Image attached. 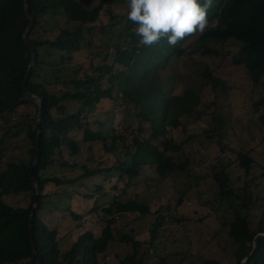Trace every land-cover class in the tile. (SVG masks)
<instances>
[{
  "label": "trees",
  "instance_id": "16d2710c",
  "mask_svg": "<svg viewBox=\"0 0 264 264\" xmlns=\"http://www.w3.org/2000/svg\"><path fill=\"white\" fill-rule=\"evenodd\" d=\"M111 1L121 0H107V7L106 0H26L33 14L27 38L36 54L27 83L30 91L42 97L40 156L34 168L39 191L31 227L39 264H99L98 254L108 248L114 237V216L127 211L143 214L149 210L144 201L137 198L119 199V193L113 194L107 204L101 205L106 217L101 221L100 230L81 231L67 249L61 250L57 228L49 227L41 212L42 208L45 210L47 201L44 189L49 182L55 185L54 191L49 193L56 200L55 205L63 204L66 206L61 208L69 209L72 197L67 193L68 187L64 186L72 185L101 171H106L105 178L110 177V173H116L128 186L139 173L141 164L147 161L154 163L160 175L172 171L175 167L181 170L185 168V162L175 163L172 155L167 153L169 150H176L179 144L166 135L165 121L167 118L170 124L178 125V116L194 110L199 103V95L190 86L180 93H174L172 87L165 85L159 78L162 69L173 55L179 54L181 48L179 44L170 48L165 41L151 47L140 45V37L134 31L136 25L127 17L128 11L114 13L110 9ZM103 13L108 16L105 22L101 21ZM209 20L218 21L219 26L215 30L198 34L199 39L238 41L239 46L234 52L230 49L226 52L230 55L232 63L243 64L255 83L264 78V0H213ZM61 21L67 24L62 25ZM27 22L24 0H0V160L10 143L9 139L18 132L15 129L25 127V134L30 141V146L25 152L28 157L13 156L0 165V264H18L25 261L35 264L29 233V216L34 195L29 169L38 140V103L26 97L22 88L30 53L23 37ZM104 30H108L114 40L113 64L119 62L121 67L113 69L106 53L92 68L78 73V66L73 75L61 76V65L73 61V52L80 49L83 42L90 44L92 36ZM207 50L210 53H218L210 47ZM58 51L61 52L57 53ZM203 75L212 86L224 83L208 70L204 71ZM104 79L111 82L109 86L101 85ZM60 82L62 86L57 87ZM54 90L58 94L54 93ZM113 91L139 106L136 113L141 115L143 120L150 121L152 134L155 137L164 135V139L160 141L161 146L152 143L148 138H141L143 126L139 125L137 133L132 137V145L126 146L124 157L113 164L90 167L83 163V171L74 177L45 175V167L55 161L52 155L56 148L65 144L71 153L80 150L77 139L68 135V132L74 126H81L80 117L85 110L83 108L89 109L94 101L102 97L111 98ZM66 98L80 102L82 108L63 111L64 105L61 101ZM20 107L21 119L12 121L9 117L18 112ZM111 135L113 141L121 136L118 133ZM106 137V126L103 122H100L98 129H92L88 125L83 127L82 140L100 139L104 148L111 151L113 144L107 146L104 142ZM251 162L252 158L246 152L239 154V163L244 167L246 174L250 172ZM214 176L222 197L235 196L241 200L239 206L230 202L233 205V213L227 222V232L236 244L234 261L230 264H264V221L260 220L252 226L247 212L252 202L248 190L252 179L244 180V193L239 194L228 183L230 180L224 171L215 172ZM115 187L116 185H113V188ZM100 190L101 186L97 185L93 191L96 194L92 191L85 194L92 199L96 197L88 209L89 212L97 211ZM18 192L29 195L26 205L14 206L2 198L4 194ZM62 199L67 201L62 202ZM70 210L73 217L81 213L72 208ZM137 243L132 239L135 247ZM119 263L137 264L134 253L124 256ZM202 264L225 263L207 258Z\"/></svg>",
  "mask_w": 264,
  "mask_h": 264
},
{
  "label": "rangeland",
  "instance_id": "374dc122",
  "mask_svg": "<svg viewBox=\"0 0 264 264\" xmlns=\"http://www.w3.org/2000/svg\"><path fill=\"white\" fill-rule=\"evenodd\" d=\"M126 1H111L110 9L114 13H125L128 11ZM107 17L103 13L101 21L105 22ZM61 24L67 23L61 21ZM113 41L108 30L96 32L90 44L83 42V46L73 52L71 63L61 65L60 75L69 77L78 66V73L90 69L106 53L113 69L121 67L119 62L113 64ZM179 46L181 51L171 57L159 78L165 85L171 86L174 93H180L190 86L199 95V103L194 110L178 116V125L170 124L167 118L165 121L166 135L179 144L176 150L167 153L172 155L175 163L185 162V168L181 170L175 167L160 175L154 163L147 161L141 164L139 173L128 186L116 173H110L111 176L105 178L106 171H101L81 179L82 182L64 186L68 187L67 193L72 197L69 209L61 208L66 206L63 204L55 205L56 200L49 195L55 185L49 182L44 189L46 213L43 208L41 212L46 224L57 228L61 250L67 249L85 229L98 232L101 221L106 217L101 205L107 204L113 194L119 193V199L137 198L144 201L149 210L143 214L127 211L114 216V237L108 248L98 254L99 264H120L119 260L130 253H134L137 264H202L207 258L232 263L236 244L228 235L227 222L232 218V204L239 206L241 200L235 196L224 198L220 195L214 176L218 171L228 175V183L239 194L244 193V180L252 179L248 188L252 202L247 210L250 224L255 226L258 221H264V78L255 83L243 64L232 63L226 52L227 49L234 52L238 48L239 43L234 39L201 41L196 34ZM208 47L216 49L218 53H210ZM206 70L224 83L212 86L203 75ZM110 83L104 79L101 85L107 87ZM61 86V82L57 84V87ZM53 92L58 94L55 90ZM61 103L64 105L63 111L67 112L82 108L80 102L69 98ZM83 109L80 122H86L68 132L77 139L80 150L71 153L65 144L56 148L52 155L55 161L45 167V175L74 177L83 171V163L90 167L113 164L124 157L125 147L132 145V137L139 125L143 126L141 138H148L160 146V141L164 139L163 134L155 137L150 121L137 115L139 106L116 91H113L111 98L102 97L94 101L89 109ZM20 113L21 107L9 118L17 121L21 119ZM100 122L106 126L104 142L107 146L113 144L111 151L104 148L100 139L82 140L84 125L98 129ZM15 130L18 132L9 139L0 165L13 156L28 157L25 152L30 141L25 127ZM112 133L121 136L113 141ZM244 152L252 158L248 174L239 163V154ZM97 185L101 186V194L98 193L97 197L99 207L97 211L89 212L96 197L92 196V199L85 194L93 192ZM113 185L116 187L113 188ZM2 198L14 206L29 202V195L23 192L4 194ZM70 205L78 213L81 212L80 215L73 217ZM132 239L138 242L136 247Z\"/></svg>",
  "mask_w": 264,
  "mask_h": 264
},
{
  "label": "clouds",
  "instance_id": "9594fccd",
  "mask_svg": "<svg viewBox=\"0 0 264 264\" xmlns=\"http://www.w3.org/2000/svg\"><path fill=\"white\" fill-rule=\"evenodd\" d=\"M127 6V17L145 47L165 41L175 48L187 37L219 26L209 20L213 0H127Z\"/></svg>",
  "mask_w": 264,
  "mask_h": 264
},
{
  "label": "water",
  "instance_id": "95a60500",
  "mask_svg": "<svg viewBox=\"0 0 264 264\" xmlns=\"http://www.w3.org/2000/svg\"><path fill=\"white\" fill-rule=\"evenodd\" d=\"M24 7H25V10H26V13L28 16V22L24 28L23 37L25 39V42L27 44V47H28L30 53H29V61H28L27 70H26V73H25V76H24V79L22 82V88H23V93L26 97H29L38 103V111H37V119H36V122H37L36 134H37L38 140H37L36 152H35V155L32 159L31 166L29 169V179H30V182H31L32 187L34 189L33 201H32V206H31V211H30V216H29V233H30V238H31V243H32V252H33L34 261H35V264H39L38 259H37V255H36V251H35V244H34V239H33L31 227H32L33 212H34V209H35L36 204H37V195H38V191H39L37 180H36V177L34 175V168H35V165L38 162V159L40 156L39 134H40V117H41V110H42V97L33 93L28 88L27 82H28V79H29V76H30V73H31V70H32V67L34 64V59H35L36 54H35V51L31 45L30 41L27 38V33L31 27L32 22H33V14L29 10L26 0H24Z\"/></svg>",
  "mask_w": 264,
  "mask_h": 264
}]
</instances>
